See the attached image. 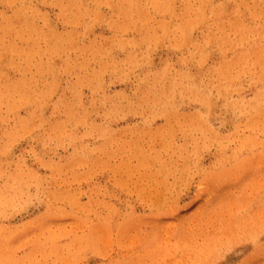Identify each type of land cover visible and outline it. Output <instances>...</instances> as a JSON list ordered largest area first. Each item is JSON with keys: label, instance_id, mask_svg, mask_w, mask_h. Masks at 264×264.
Here are the masks:
<instances>
[{"label": "rangeland", "instance_id": "374dc122", "mask_svg": "<svg viewBox=\"0 0 264 264\" xmlns=\"http://www.w3.org/2000/svg\"><path fill=\"white\" fill-rule=\"evenodd\" d=\"M0 264H264V0H0Z\"/></svg>", "mask_w": 264, "mask_h": 264}]
</instances>
